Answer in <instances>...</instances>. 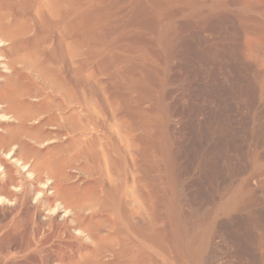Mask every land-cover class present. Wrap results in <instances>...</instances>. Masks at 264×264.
I'll list each match as a JSON object with an SVG mask.
<instances>
[{"label":"rangeland","instance_id":"rangeland-1","mask_svg":"<svg viewBox=\"0 0 264 264\" xmlns=\"http://www.w3.org/2000/svg\"><path fill=\"white\" fill-rule=\"evenodd\" d=\"M2 12L0 84L48 106L0 145V264H264V0Z\"/></svg>","mask_w":264,"mask_h":264},{"label":"bare ground","instance_id":"bare-ground-1","mask_svg":"<svg viewBox=\"0 0 264 264\" xmlns=\"http://www.w3.org/2000/svg\"><path fill=\"white\" fill-rule=\"evenodd\" d=\"M0 14H2V16H0V32H2L4 35H5V32L7 31V29H10L11 28V25H13L12 23L10 24V19H8L5 15H3V12L2 13H0ZM12 22V21H11ZM11 31L12 30H10V31H8L7 33H11ZM15 31V30H14ZM6 33V34H7ZM2 34V35H3ZM16 34V33H15ZM10 35V34H9ZM12 35V34H11ZM8 36V35H7ZM15 37V36H14ZM17 43V42H16ZM15 46H16V44H15ZM18 50H21V48H18ZM15 54H17L18 55V57H22V55L20 54V53H15ZM16 58V57H15ZM21 60V59H20ZM13 61H14V59H13ZM17 62V61H16ZM12 65V64H11ZM13 66H15V65H13ZM17 71V70H16ZM19 73H21V71H18ZM18 72H16V74L18 73ZM13 73V72H12ZM18 73V74H19ZM16 76V75H15ZM18 76V75H17ZM22 76V75H21ZM22 77H25V76H22ZM27 77V76H26ZM26 77H25V80H26ZM14 79V81H12V78L11 77H9L8 78V81H7V83L5 84H0V100H4L5 102H6V109H7V111H9V113L10 112H14L15 114H17L18 115V120L17 121H15L14 123H4V124H2L3 126H4V128H5V132H2V133H0V145H4V146H7V148H8V146L10 147L11 146V144H13V143H18L21 147L20 148H22L23 150L25 149V148H31V144H30V142H28L26 139H25V137H24V135L25 134H28V135H31V137L33 136L34 138H38V137H40V139L42 138L41 136H42V134H43V132H44V128H43V126H44V124H39V125H36V126H27V124H26V121L28 120V119H26L27 118V115L29 114H24V113H26V112H24V109L27 111V109H26V107L28 108V106L29 105H34V106H37V107H39V108H42V107H47L48 105H47V103L46 104H44L43 103V100L42 101H38V102H32V101H30V100H28V98H27V87H23V85H21L23 88H26V89H22V87L21 88H18L17 87V85L19 84V82L21 81V83H22V80L20 79V81L18 82V84L17 85H14L13 83L14 82H16L15 81V77L13 78ZM19 80V78L17 77V81ZM17 83V82H16ZM25 83H28V82H25ZM22 84H24V83H22ZM20 86V85H19ZM39 86V85H38ZM30 88V87H29ZM36 88V87H35ZM35 88L33 89L32 88V91L33 90H35ZM29 90V89H28ZM36 92H40L39 90H36ZM42 92L43 91H41V94H42ZM29 93H34V92H30L29 91ZM37 94V93H36ZM40 95V94H39ZM29 96V95H28ZM4 101H3V103H4ZM45 102V101H44ZM47 102V101H46ZM56 102V101H55ZM49 103V102H48ZM46 105V106H45ZM34 106H31L32 108L34 107ZM30 106H29V108H31ZM39 108H37V109H39ZM49 108H51V107H49ZM49 108H47V109H49ZM35 109V108H34ZM33 110V109H32ZM44 110H46V109H44ZM4 111H6V110H4ZM30 111V110H29ZM51 111V110H50ZM31 112V111H30ZM39 113V112H38ZM17 115H16V117H17ZM30 115V114H29ZM54 115V114H53ZM29 117H31V115L29 116ZM28 117V118H29ZM71 117V116H70ZM53 119H54V117H53ZM53 119H52V121H53ZM73 120V119H72ZM45 121V120H44ZM47 121V120H46ZM45 121V122H46ZM55 121V120H54ZM45 122H43V123H45ZM27 128H28V130H27ZM29 128H31V131H30V133H28V131H29ZM25 130H27V131H25ZM44 133H46V132H44ZM52 134V133H51ZM45 135H48V134H45ZM50 135V134H49ZM43 136H44V134H43ZM30 137V136H29ZM32 137V138H33ZM99 137V136H98ZM75 140H76V138H75ZM72 141V140H71ZM70 141V143L72 144V142ZM75 142V141H74ZM73 145V144H72ZM30 146V147H29ZM3 147V146H2ZM0 148H1V146H0ZM35 148V147H34ZM22 150V151H23ZM28 150V149H27ZM34 151H35V149H33ZM32 150V151H33ZM30 151V150H29ZM23 152H25V151H23ZM28 152V151H27ZM27 152H25L24 154H26ZM36 152H40V151H37L36 150ZM35 152V153H36ZM44 152V153H43ZM42 153L43 154H47V153H49L48 152V150H44ZM55 152V151H54ZM37 153V154H38ZM42 153H40V154H42ZM52 153V152H51ZM51 153H49V156L48 157H50L51 158ZM31 154V153H30ZM42 154V155H43ZM19 155V154H18ZM23 155V154H22ZM27 156V155H26ZM52 156H55V154H52ZM47 157V156H46ZM46 158V161H44V163L42 164V166H45V167H47L48 168V165H49V160H50V158ZM25 158V157H24ZM53 159V158H52ZM54 159H55V157H54ZM45 160V159H44ZM43 161V160H42ZM52 161V160H51ZM50 161V162H51ZM48 163V164H47ZM41 165V164H40ZM41 166V167H42ZM35 169V168H34ZM50 169V168H49ZM12 176V175H11ZM10 177V176H9ZM56 179V178H55ZM17 180V179H16ZM19 181V180H18ZM16 183V181H15V178L12 176L11 178H10V182L8 183V184H6V183H1L0 184V189L1 190H3L4 192H6V191H9V184L10 183ZM60 184H63V183H61L59 180H56L55 182H53V184H52V186H53V188H57V186L59 185L60 186ZM12 193H14L13 191H12Z\"/></svg>","mask_w":264,"mask_h":264}]
</instances>
